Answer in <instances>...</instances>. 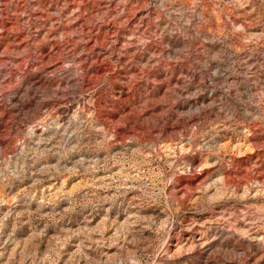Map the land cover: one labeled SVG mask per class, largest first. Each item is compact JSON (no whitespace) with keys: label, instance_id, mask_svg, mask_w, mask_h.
<instances>
[{"label":"rangeland","instance_id":"374dc122","mask_svg":"<svg viewBox=\"0 0 264 264\" xmlns=\"http://www.w3.org/2000/svg\"><path fill=\"white\" fill-rule=\"evenodd\" d=\"M0 264H264V0H0Z\"/></svg>","mask_w":264,"mask_h":264}]
</instances>
